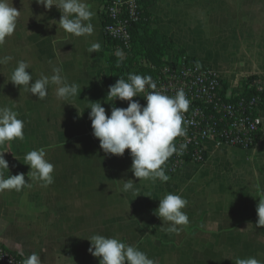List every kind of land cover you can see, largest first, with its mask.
I'll return each mask as SVG.
<instances>
[{
  "label": "crops",
  "instance_id": "crops-1",
  "mask_svg": "<svg viewBox=\"0 0 264 264\" xmlns=\"http://www.w3.org/2000/svg\"><path fill=\"white\" fill-rule=\"evenodd\" d=\"M9 3L20 14L14 34L0 46V57H11L0 65V107L19 113L25 138L7 145V174L24 173L28 180L31 169L23 158L40 148L55 169L48 187L30 181L31 188L0 193V244L17 253L20 245L26 256L41 253L43 264H100L89 253L87 238L101 234L138 247L155 264H234L237 257L264 264V226H256L264 195V111L254 148L209 140L204 163L187 164L165 183L139 182L131 171L130 150L106 156L88 116L92 103H101L108 115L112 107H128L127 101L106 98L116 78L107 61L101 0H86L95 13L90 37L59 28L55 6L48 10L36 0ZM151 11L160 39L174 40L229 85L250 76L264 80V0H156ZM92 43L101 45L98 53L88 51ZM19 60L31 65L33 82L60 67L69 83L79 85L80 95L59 100L54 85L44 100L23 91L10 82ZM140 95L133 99L146 106V93ZM128 179L139 189L137 197L122 192ZM168 193L188 201L184 211L190 223L178 226V233L165 231L168 224L155 214Z\"/></svg>",
  "mask_w": 264,
  "mask_h": 264
},
{
  "label": "clouds",
  "instance_id": "clouds-1",
  "mask_svg": "<svg viewBox=\"0 0 264 264\" xmlns=\"http://www.w3.org/2000/svg\"><path fill=\"white\" fill-rule=\"evenodd\" d=\"M36 3L48 10L55 6L61 13L58 27L70 36L93 35L92 20L95 13L86 0H36ZM19 14L20 11L13 7L9 0H0V46H3L6 39L14 34ZM52 43L55 46L56 41ZM100 48L99 43H92L88 51L98 53ZM115 55L119 62L125 58L121 50H117ZM10 59L11 57H0V65ZM30 68L31 65L26 60L17 61L10 82L38 97L39 100H44L48 96V89L53 85L59 100L71 101L80 95L79 85L69 83L67 78L61 75L60 67L54 66L51 76L41 74L34 82L31 72L28 71ZM146 86L152 91H148L143 96L147 100L144 106L133 97L145 93ZM106 98L107 101L117 99L127 101L128 107H112L111 114L108 115L101 103H92L88 106V109H91L88 116L93 135L99 139L100 148L105 155L123 156L128 149L132 158L131 171L136 178H139V182L150 181L155 184L157 180L161 183L169 181L170 176L166 174L164 167L166 162L173 154L182 155L187 147L182 143L177 148L175 143L177 137L186 135L183 114L189 110L190 100L186 97L185 91L181 88L174 96H169L157 90V84L150 75L129 73L127 79L120 76L115 84L109 86ZM78 112L83 115L79 109ZM18 117L19 113L12 108L0 107V149H3L0 150V193L13 190L21 192L25 188L32 187L30 181L41 182L43 187L54 183L55 166L46 159L47 154L43 148L33 149L23 158V163L29 165L31 169L28 180L25 179L24 173L7 174L9 161L4 155L9 151L7 145L14 140L23 141L25 138V124ZM122 192L125 194L131 192L136 197L140 195L139 189L134 186L131 179L123 183ZM159 200L158 211L155 210V214L162 219L163 224H168L165 231L169 234L178 233L181 230L178 226L186 227L190 223L184 211L188 201L182 195L168 193ZM257 214L256 226H264V195L260 196ZM87 239L90 241L89 253L100 258V264H155L146 252L118 238L94 234ZM15 247L23 257V264H43L41 253L26 256L20 245ZM45 251L41 250V252ZM234 264H261V262L255 257H237Z\"/></svg>",
  "mask_w": 264,
  "mask_h": 264
},
{
  "label": "built area",
  "instance_id": "built-area-1",
  "mask_svg": "<svg viewBox=\"0 0 264 264\" xmlns=\"http://www.w3.org/2000/svg\"><path fill=\"white\" fill-rule=\"evenodd\" d=\"M128 4L129 14H124ZM136 0H116L105 8L110 21L104 29L109 36L130 46L128 26L137 19ZM118 50V49H117ZM116 50V51H117ZM247 78V77H246ZM233 87L217 71H214L189 56H168L153 80L157 90L174 96L183 89L190 100L189 110L183 114L186 135L176 138V145L186 144L182 155L173 154L171 167L180 170L187 164H202L208 156L207 142L241 149L254 148L260 137L264 111V80L255 77L248 87L258 94L244 95V79ZM246 81V80H245ZM152 91L147 88L145 93ZM0 264H23V258L13 250L0 246Z\"/></svg>",
  "mask_w": 264,
  "mask_h": 264
},
{
  "label": "trees",
  "instance_id": "trees-1",
  "mask_svg": "<svg viewBox=\"0 0 264 264\" xmlns=\"http://www.w3.org/2000/svg\"><path fill=\"white\" fill-rule=\"evenodd\" d=\"M114 1L116 0H101L104 27L110 21L105 8ZM155 1L156 0H136L137 7L135 11L137 19L131 20L128 26L130 32V46H123L120 40L109 36L105 30V49L109 52L107 61L111 74L116 78V81L120 76L127 79L129 73L145 76L150 75L152 78L156 77L161 66L164 64L165 58L170 52H173L176 57L189 56L183 49L179 48L177 43L171 38L167 36H163L162 39L159 38L160 31L155 24L154 14L151 11V6ZM124 13L126 17L129 14L128 4L126 3L124 5ZM117 49L121 50L124 54L125 58L122 62H119L118 57L115 55ZM254 79L255 76L244 79V82H246L244 83V95L248 98L258 94L254 87H248V83L252 82ZM172 157L173 156L168 159L164 166L166 174L170 177L179 171L172 169ZM0 246L4 245L0 244ZM17 254L19 255V253Z\"/></svg>",
  "mask_w": 264,
  "mask_h": 264
},
{
  "label": "rangeland",
  "instance_id": "rangeland-1",
  "mask_svg": "<svg viewBox=\"0 0 264 264\" xmlns=\"http://www.w3.org/2000/svg\"><path fill=\"white\" fill-rule=\"evenodd\" d=\"M171 55H173V52H170V53H169V56H171Z\"/></svg>",
  "mask_w": 264,
  "mask_h": 264
}]
</instances>
